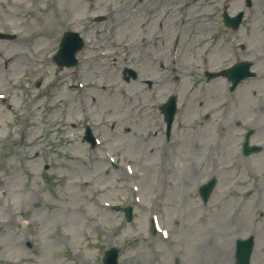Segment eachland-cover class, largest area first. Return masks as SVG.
I'll return each mask as SVG.
<instances>
[{
  "label": "rangeland",
  "instance_id": "obj_1",
  "mask_svg": "<svg viewBox=\"0 0 264 264\" xmlns=\"http://www.w3.org/2000/svg\"><path fill=\"white\" fill-rule=\"evenodd\" d=\"M247 2L0 0V32L16 34L0 38V264H103L111 246L120 264H237L249 235L250 264H264V0ZM224 7L244 12L237 30ZM68 29L85 45L60 67ZM241 59L256 75L234 93L206 83L205 69ZM172 94L167 141L159 107ZM248 129L263 148L244 157Z\"/></svg>",
  "mask_w": 264,
  "mask_h": 264
},
{
  "label": "water",
  "instance_id": "obj_2",
  "mask_svg": "<svg viewBox=\"0 0 264 264\" xmlns=\"http://www.w3.org/2000/svg\"><path fill=\"white\" fill-rule=\"evenodd\" d=\"M224 18L225 21L228 23H231L234 25V27H237L238 23L240 22L241 18H242V14H240L239 16H236L234 18H230L227 13H224ZM72 35L75 34H71L68 33L66 34V37L64 38L62 45H61V49L59 54L57 55V58H60L66 48V46L68 45ZM236 70H240V68H237ZM166 116H167V122H168V128H170L171 122L173 120V115L175 112V104H174V98H171L169 100V103L166 106ZM88 137L90 140H92V136L90 133H88ZM214 182L209 183L207 186H205V188L203 189V196L206 199L208 193L210 192V189L213 187ZM128 217L131 218V213H130V209H128ZM252 247H253V239L252 237L248 238L247 240H239L237 242V258H238V263L239 264H248L249 260H250V255L252 252ZM117 255L118 252L115 249H111L106 253V256L104 258V264H117Z\"/></svg>",
  "mask_w": 264,
  "mask_h": 264
},
{
  "label": "bare ground",
  "instance_id": "obj_3",
  "mask_svg": "<svg viewBox=\"0 0 264 264\" xmlns=\"http://www.w3.org/2000/svg\"><path fill=\"white\" fill-rule=\"evenodd\" d=\"M198 19V21L201 23V24H203V25H205V23H204V18H197Z\"/></svg>",
  "mask_w": 264,
  "mask_h": 264
}]
</instances>
